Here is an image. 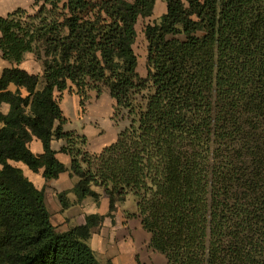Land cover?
Listing matches in <instances>:
<instances>
[{"label":"trees","instance_id":"16d2710c","mask_svg":"<svg viewBox=\"0 0 264 264\" xmlns=\"http://www.w3.org/2000/svg\"><path fill=\"white\" fill-rule=\"evenodd\" d=\"M159 1L143 76L137 27ZM0 53V264H100L93 232L130 200L127 219L167 264H264V0H33L0 18ZM29 54L42 75L21 68ZM66 91L83 113L108 91L128 122L100 154L65 131ZM13 163L48 182L69 172L78 203L100 205L102 190L108 215L59 232L45 190Z\"/></svg>","mask_w":264,"mask_h":264},{"label":"crops","instance_id":"0c3cea01","mask_svg":"<svg viewBox=\"0 0 264 264\" xmlns=\"http://www.w3.org/2000/svg\"><path fill=\"white\" fill-rule=\"evenodd\" d=\"M12 2V0L3 2L0 5V12L12 8ZM29 58L33 63L31 65L27 64ZM3 62L5 61L3 60ZM7 67H10V64L5 62V66L0 70V76ZM21 68L36 75H42L43 73L41 64L35 60L32 54L26 57V61L21 65ZM106 94L100 99L92 100L85 113L82 111L80 98L75 93L66 91L60 101L64 116L68 120L65 131H75L80 135H85L88 138V151L91 154H100L106 147L114 144L118 139L119 133L126 127L120 128V125H117L114 121V101L108 94L109 97H105ZM2 111L5 114L8 113L9 106L4 105ZM64 145V141H55L52 144V148L57 152V159L70 169L72 164L71 157L60 153ZM30 149L37 156L44 154V146L38 139H34ZM13 164L22 169L24 175L38 190H45L46 206L52 216V223L59 232L65 233L73 228L86 225L88 216L99 215L106 217L108 215L110 201L102 190L98 188L95 191L103 195L100 205L92 198H87L82 203H78V198L73 193L78 179L72 178L69 172L62 174L57 180L48 182L44 178V170L35 173L22 163ZM63 193L67 194V201L70 204L67 209H64L59 199V195ZM122 207L115 214V223H113L112 219L106 218L103 225L94 230L89 242L100 264H139L138 261L122 255V240L126 237L124 230L131 223L130 220H127V211Z\"/></svg>","mask_w":264,"mask_h":264},{"label":"rangeland","instance_id":"374dc122","mask_svg":"<svg viewBox=\"0 0 264 264\" xmlns=\"http://www.w3.org/2000/svg\"><path fill=\"white\" fill-rule=\"evenodd\" d=\"M8 0H0V5L3 4V2H6ZM12 8H9L7 10H4L3 12H0V16H6L9 12L14 11L18 8H25L30 10L33 6V0H12ZM128 1H134V0H128ZM15 3V4H14ZM165 3L162 1H159L157 4V7L155 9L154 16L149 19L141 20L138 24L137 30L139 33V38L137 41V44L135 46L136 53L139 57L140 61V72L143 76H146V69H145V61L147 57V41L144 37V29L145 27L153 23L157 20H159L166 12L165 10ZM4 9V8H3ZM32 57V56H30ZM27 64H33L32 60L27 61ZM5 66V62H3L1 58L0 53V70ZM108 94V91L106 92ZM105 95V97H109L108 95ZM110 99V98H109ZM121 118V117H120ZM120 128H124L128 125V122H120ZM122 208H125L127 213H137V207L133 200H130L125 204ZM126 213V215H127ZM130 220V225H127L128 228L124 230V235L126 236L122 242H123V249H122V255L123 257H130L136 261L139 262V264H167L166 260L163 256L156 253L151 247H150V235L144 230L142 227V224L140 222L139 218H132L127 219ZM118 242V241H117Z\"/></svg>","mask_w":264,"mask_h":264}]
</instances>
